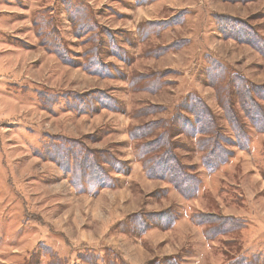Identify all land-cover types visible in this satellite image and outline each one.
<instances>
[{
  "label": "rangeland",
  "instance_id": "374dc122",
  "mask_svg": "<svg viewBox=\"0 0 264 264\" xmlns=\"http://www.w3.org/2000/svg\"><path fill=\"white\" fill-rule=\"evenodd\" d=\"M237 76L264 92V0H0V264H264V132L208 171L184 125L233 138ZM161 134L195 196L145 171Z\"/></svg>",
  "mask_w": 264,
  "mask_h": 264
},
{
  "label": "trees",
  "instance_id": "16d2710c",
  "mask_svg": "<svg viewBox=\"0 0 264 264\" xmlns=\"http://www.w3.org/2000/svg\"><path fill=\"white\" fill-rule=\"evenodd\" d=\"M234 31L240 32L239 28H236ZM242 34L247 36V38L244 39L246 43L252 45L259 51H262V42L258 39L254 40V34H250L249 32ZM230 36L237 40H240L241 38L236 32H233ZM230 86L231 89L228 90V95L221 96L220 101L225 109L229 126L234 134L233 138L222 135L219 125L216 124L213 113L206 105L201 103L200 98L192 102V105H194L193 108L196 110L194 118H196L197 122L192 124L190 123V120L186 119L184 124L187 126L186 128L190 130L187 129L186 134L191 135L192 133H195L204 136L203 139H201L202 142L198 143V146L199 150L203 153L201 157L202 165L208 171L214 170L220 164L227 161L228 157L232 154L230 150L226 149L227 145H236L241 149H246L248 147L250 141V126L254 127L258 132H264V105L257 102L255 97L252 96V92H259V98L264 102V92L260 93V90L257 89H255V91L253 85L242 76H237L235 82H230ZM233 99L234 102L238 99L250 125L247 124L239 113L234 110L232 103ZM179 126L183 127L180 123ZM178 130L179 132H183L181 128H178ZM146 132L139 135L135 131L130 132V135L134 139H139L141 137H147L146 135L148 133ZM167 137L168 136H165V134H161L150 139V141L140 144L139 150L140 156L144 158V169L147 174L151 172L149 176L167 177L184 197L191 198L196 195L201 180L198 177L196 178L195 176H192V173H190V167L188 168L183 165L179 161V157L171 151V147H174ZM88 158L89 157L85 158V162L87 164L86 168L90 170L89 174L91 175V180L100 182L99 186L110 185L111 182H109L110 177L108 174L103 175V173H101L97 175L94 174V171H92L91 174V169H98L99 166L96 160ZM120 163L127 164L126 162ZM148 163H150V165H148ZM203 216H205V214L195 213L193 219H197V217L201 218Z\"/></svg>",
  "mask_w": 264,
  "mask_h": 264
},
{
  "label": "crops",
  "instance_id": "0c3cea01",
  "mask_svg": "<svg viewBox=\"0 0 264 264\" xmlns=\"http://www.w3.org/2000/svg\"><path fill=\"white\" fill-rule=\"evenodd\" d=\"M209 178H208V176L206 177V180H208ZM188 201V200H187ZM188 218V217H187Z\"/></svg>",
  "mask_w": 264,
  "mask_h": 264
}]
</instances>
